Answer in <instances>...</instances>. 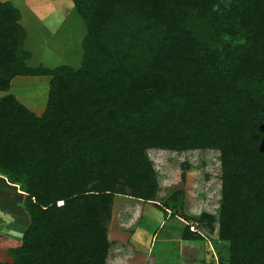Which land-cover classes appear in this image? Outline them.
<instances>
[{"label":"trees","instance_id":"trees-1","mask_svg":"<svg viewBox=\"0 0 264 264\" xmlns=\"http://www.w3.org/2000/svg\"><path fill=\"white\" fill-rule=\"evenodd\" d=\"M70 1L86 27L76 69L27 68L18 11L0 2V92L49 77L38 117L0 97V175L28 219L0 264H106L118 186L157 194L148 150L217 152V216L195 221L225 264H264V0Z\"/></svg>","mask_w":264,"mask_h":264},{"label":"rangeland","instance_id":"rangeland-1","mask_svg":"<svg viewBox=\"0 0 264 264\" xmlns=\"http://www.w3.org/2000/svg\"><path fill=\"white\" fill-rule=\"evenodd\" d=\"M4 1L18 11L25 33L22 50L29 55L27 68L80 66L86 27L70 0H0ZM42 78L34 82L46 85L49 77ZM13 84L28 94L32 87L17 80ZM25 101L32 110H38L41 102L37 96ZM146 154L155 172L157 194L141 202L130 188L118 186L102 222L109 242L106 264H225V245L217 240L215 228L209 231L195 221L202 213L217 216V152L148 150ZM184 231L196 236L189 238ZM1 258L10 261L5 254Z\"/></svg>","mask_w":264,"mask_h":264},{"label":"crops","instance_id":"crops-1","mask_svg":"<svg viewBox=\"0 0 264 264\" xmlns=\"http://www.w3.org/2000/svg\"><path fill=\"white\" fill-rule=\"evenodd\" d=\"M25 77L27 78V76H16L12 78L8 92H0V97L6 94L12 95L18 103L22 104L29 112L38 117L44 108L47 94L46 89L49 80H47L46 85L43 86V82L39 83L34 81H39V78L45 76L27 79ZM28 79L33 81H29ZM15 80L22 84H32V87L29 88V94L24 88H22V90H16L13 84ZM42 80L44 79L42 78ZM28 96H37L38 102L41 101L38 104V110H32V108L26 104L25 99ZM22 198L23 195L18 190V186L9 184L6 179L0 175V261L2 259L1 254L4 255L6 249L15 248L20 245L22 233L28 224L27 216L21 207Z\"/></svg>","mask_w":264,"mask_h":264}]
</instances>
